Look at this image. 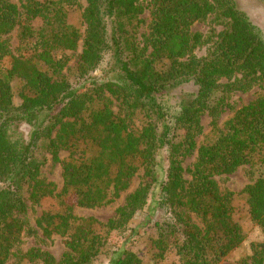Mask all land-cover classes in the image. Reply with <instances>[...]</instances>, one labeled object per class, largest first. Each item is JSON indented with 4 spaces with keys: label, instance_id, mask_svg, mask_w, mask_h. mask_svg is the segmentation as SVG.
<instances>
[{
    "label": "trees",
    "instance_id": "1",
    "mask_svg": "<svg viewBox=\"0 0 264 264\" xmlns=\"http://www.w3.org/2000/svg\"><path fill=\"white\" fill-rule=\"evenodd\" d=\"M84 1L81 32L69 19L80 0H0V61L11 57V67L0 70V264L33 236L30 203L58 200L62 209L43 213L37 226L45 239L65 238L66 252L57 259L34 248L20 253L21 260L94 264L107 236L126 228L153 195L162 211L154 224L157 256L219 264L245 236L233 218L234 194L223 192L216 177L248 168V212L264 234V30L236 0H151L148 8L144 0ZM147 10L152 21L141 34ZM212 17L208 35L193 30ZM16 29L15 54L4 37ZM80 48L70 76L69 53ZM200 48L208 50L205 57L197 56ZM188 85L195 91L177 93ZM257 86L259 97L220 129L230 95ZM206 114L214 137L199 146ZM40 149L61 166V191L43 177L47 159L37 157ZM195 153L192 168H185ZM125 194L106 224L75 214ZM111 264L141 262L122 252ZM240 264H264V243L253 244Z\"/></svg>",
    "mask_w": 264,
    "mask_h": 264
},
{
    "label": "rangeland",
    "instance_id": "2",
    "mask_svg": "<svg viewBox=\"0 0 264 264\" xmlns=\"http://www.w3.org/2000/svg\"><path fill=\"white\" fill-rule=\"evenodd\" d=\"M237 4L241 9H243L251 19L259 25L264 30V1L262 0H236ZM151 0H144L145 7L148 8ZM81 7L72 8L69 14L70 23L76 28L84 32L85 27L82 23V13L86 7L84 0H80ZM143 18L146 21V25L141 30V34H148V27L152 21V16L150 10H147ZM213 17L209 20L201 23H197L193 30L195 32H200L204 35H208L211 30L213 23ZM35 30H39L42 26L40 20L34 21L32 23ZM221 30V29H218ZM8 39L11 44L13 52L16 54L20 45V31L18 29L14 30L10 36L4 37ZM206 48H200L196 51L198 57H205L208 52ZM81 53V48L76 53H69L72 56V63L70 64V70L68 74L71 76L73 71V66ZM11 67V57H7L0 61V70L6 71ZM14 94L18 98V95L22 88V83L20 80H16L13 83ZM195 89L193 86H184L177 93H191ZM261 88L259 86L255 87L248 93L236 92L230 95V103L226 112L222 113L217 119V123L220 129H224L227 122L233 117L236 111L240 110L244 106L255 101L260 93ZM137 121V120H136ZM140 122H136V126H139ZM204 132L201 136L197 138V144L200 146L204 143H208L214 137L213 131V118L206 114L203 118ZM23 134L27 137L30 134L29 127L22 128ZM68 153H64L62 158L68 157ZM37 157L40 160L47 159L45 165L42 168L43 177L53 182L59 189L62 190L63 187V175L62 168L59 164H54L52 158L46 153L44 149L38 150ZM196 161V153L188 157L184 163L185 168H192ZM248 168H243L230 175H222L216 177L218 184L223 192H230L233 195L232 208H233V218L235 222L242 228L245 240L243 244L233 251L227 258L221 261L219 264H240L241 261L247 259L251 256L252 245L264 243V234L261 229L252 221L251 216L248 212L247 197L244 194V189L249 183V177L247 175ZM256 171V170H255ZM257 172V171H256ZM257 176V175H256ZM187 178L190 179V175L187 173ZM139 180L134 183L133 188L137 187ZM132 188V190H133ZM131 190V191H132ZM128 194L123 195V197L118 200L115 204H111L104 207H99L96 209H82L76 208L75 214L81 218H95L102 224H106L114 216L119 206L123 205L125 198ZM156 196H152L147 207L140 212L129 225L122 229L111 232L107 236L108 244L102 251V254L95 260L94 264H111V261L115 259L122 252H131L135 254L141 264H180L178 258L174 254L170 253L161 259L157 256L158 251L154 246V224L159 221L162 216V211L155 207ZM69 203L74 205V200H70ZM29 217L31 226L34 229L33 236H26L22 239L19 247L15 250L18 255L13 257L8 264H28L26 261L21 260L20 253H26L31 249H42L55 258L60 259L66 252V239L61 236H53L50 239H45L42 232L37 226V220L45 212L57 213L61 209L59 207L58 200L56 199H45L40 205L29 204ZM99 233L106 236L107 230L103 227H99Z\"/></svg>",
    "mask_w": 264,
    "mask_h": 264
}]
</instances>
